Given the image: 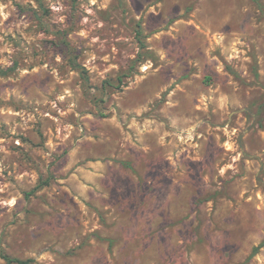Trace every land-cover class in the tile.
Returning a JSON list of instances; mask_svg holds the SVG:
<instances>
[{
  "label": "rangeland",
  "instance_id": "obj_1",
  "mask_svg": "<svg viewBox=\"0 0 264 264\" xmlns=\"http://www.w3.org/2000/svg\"><path fill=\"white\" fill-rule=\"evenodd\" d=\"M0 71V253L264 264V0H0Z\"/></svg>",
  "mask_w": 264,
  "mask_h": 264
},
{
  "label": "trees",
  "instance_id": "obj_2",
  "mask_svg": "<svg viewBox=\"0 0 264 264\" xmlns=\"http://www.w3.org/2000/svg\"><path fill=\"white\" fill-rule=\"evenodd\" d=\"M257 1V0H255ZM138 37L141 35V28L140 26H138ZM140 47L143 48V45L140 43ZM0 74L1 75H6L8 74L7 71H0ZM36 188H39V186H37ZM35 188V189H36ZM264 247V241L258 245L257 247L253 248L252 250V255L251 256H254L258 253V251ZM0 257L1 259L5 262V264H33V260L29 259V260H21V259H18V258H13V257H10L9 255H6L5 253L1 252L0 253Z\"/></svg>",
  "mask_w": 264,
  "mask_h": 264
}]
</instances>
